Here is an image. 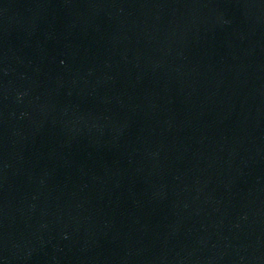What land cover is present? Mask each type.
Masks as SVG:
<instances>
[{
	"label": "water",
	"instance_id": "95a60500",
	"mask_svg": "<svg viewBox=\"0 0 264 264\" xmlns=\"http://www.w3.org/2000/svg\"><path fill=\"white\" fill-rule=\"evenodd\" d=\"M0 264H264V0H0Z\"/></svg>",
	"mask_w": 264,
	"mask_h": 264
}]
</instances>
